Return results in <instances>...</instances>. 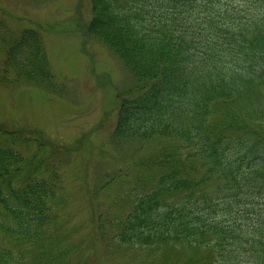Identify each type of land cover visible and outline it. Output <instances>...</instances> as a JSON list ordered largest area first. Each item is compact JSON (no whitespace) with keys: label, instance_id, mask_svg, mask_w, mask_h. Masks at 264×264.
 I'll return each instance as SVG.
<instances>
[{"label":"trees","instance_id":"obj_1","mask_svg":"<svg viewBox=\"0 0 264 264\" xmlns=\"http://www.w3.org/2000/svg\"><path fill=\"white\" fill-rule=\"evenodd\" d=\"M83 4L129 83L108 142L149 145L143 168L126 212L70 227L50 163L0 128V264H264V0ZM34 27L0 11V88L54 89Z\"/></svg>","mask_w":264,"mask_h":264},{"label":"rangeland","instance_id":"obj_2","mask_svg":"<svg viewBox=\"0 0 264 264\" xmlns=\"http://www.w3.org/2000/svg\"><path fill=\"white\" fill-rule=\"evenodd\" d=\"M84 1L57 0L40 7L29 0H0V11L17 26L42 29L55 81L52 91L0 88V128L22 134L25 156L35 154V160L50 163L64 196L60 215L68 226L77 222L81 228L89 224L91 208H105L117 197L116 209H129L126 194H133L149 146L134 150L127 143L116 149L108 142L120 93L129 83L105 47L85 35Z\"/></svg>","mask_w":264,"mask_h":264}]
</instances>
